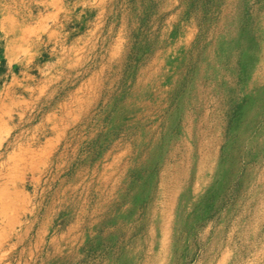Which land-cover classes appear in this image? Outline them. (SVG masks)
<instances>
[{
	"label": "rangeland",
	"instance_id": "1",
	"mask_svg": "<svg viewBox=\"0 0 264 264\" xmlns=\"http://www.w3.org/2000/svg\"><path fill=\"white\" fill-rule=\"evenodd\" d=\"M60 1L0 0L57 29L5 106L0 172L46 149L0 264H264V0Z\"/></svg>",
	"mask_w": 264,
	"mask_h": 264
},
{
	"label": "bare ground",
	"instance_id": "2",
	"mask_svg": "<svg viewBox=\"0 0 264 264\" xmlns=\"http://www.w3.org/2000/svg\"><path fill=\"white\" fill-rule=\"evenodd\" d=\"M49 4L55 6L57 11H64L66 8L60 0H49ZM48 14L52 15L51 13ZM44 19L45 17H35L30 13L26 15L22 12L12 13L7 8L4 11L0 10V61L8 63L10 69L7 82L0 87V129L6 122L4 115L10 113L8 111L10 107H5L6 104L15 103L13 93L18 92L22 88H26V84L18 82V75L14 72V69L24 68L26 66L25 62L31 58L34 53L33 50L39 44H42L40 41V35L42 33L47 35L48 39H50L49 37H53V41L56 42L57 40L55 38L56 27L52 30L48 29L45 27ZM21 53H23V58L20 60ZM58 63H60L59 60ZM50 132L55 133L59 137L63 133L58 128V125H54V122L50 128ZM48 144L49 142H47V149ZM45 149L46 145L43 149H38L37 152L36 149H31L29 145L24 147L19 144L8 157V165L2 164L4 171L0 172V221L2 222V226L0 227V246L8 239L14 238L15 242L13 246L21 243L23 240L20 234H17L16 231L14 232L15 225L19 223L15 217V212L21 207V202L23 201L24 203L26 196L22 190L17 188L15 179L21 167L32 170L37 164V161L43 160V156L45 157ZM9 161H11L10 165Z\"/></svg>",
	"mask_w": 264,
	"mask_h": 264
}]
</instances>
